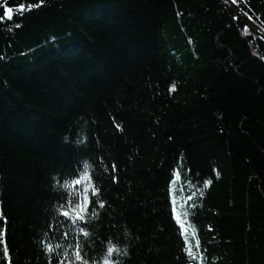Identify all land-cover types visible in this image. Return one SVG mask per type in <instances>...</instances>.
I'll use <instances>...</instances> for the list:
<instances>
[{
    "label": "trees",
    "instance_id": "trees-1",
    "mask_svg": "<svg viewBox=\"0 0 264 264\" xmlns=\"http://www.w3.org/2000/svg\"><path fill=\"white\" fill-rule=\"evenodd\" d=\"M235 5L264 33V0ZM89 175L105 207L73 225L58 210ZM172 176L204 264H264V41L225 1L44 0L0 23V264H190Z\"/></svg>",
    "mask_w": 264,
    "mask_h": 264
},
{
    "label": "snow or ice",
    "instance_id": "snow-or-ice-1",
    "mask_svg": "<svg viewBox=\"0 0 264 264\" xmlns=\"http://www.w3.org/2000/svg\"><path fill=\"white\" fill-rule=\"evenodd\" d=\"M233 3H236L237 0H232ZM44 4V0H39V3H20L15 8L9 7L7 0H3L2 3H0V8L3 9V15L0 16V23H3L4 21H11L13 20V16L16 13H25V12H31L33 9H38L42 7ZM20 24H15L14 27L19 28ZM12 28L9 27L8 31H11ZM174 90V86H173ZM88 165H85V168H87ZM106 170L109 171V173H115L116 172V165L112 164L110 166H107ZM176 172L179 171V165L177 166V169L174 170ZM175 177H170L169 180V199L171 206V215L173 220L176 222V225L178 229L180 230L181 236L184 238V248L186 249L185 254L189 257L190 264L192 261H195L196 264H204L203 260V254L201 252V245L199 242V237L193 232L190 236L188 232V228L190 227L189 223L184 220L183 214L177 215V210L174 205V202L172 201V193H171V181ZM112 179L115 180V177L112 176ZM87 180L92 183V187L90 189V194L85 197L84 199H80L77 201L73 200H67L66 204H61L60 209L58 210L59 216L63 217L65 220L70 221L73 225H75L77 222L81 223H87L88 221L85 219V217L89 214V212L93 209H95L97 206L100 209H103L105 207V203L102 199L97 200L96 198L101 196V189L98 186V181L93 178L92 175H89L87 177ZM84 183L83 180L79 178L78 174H74L73 179L71 181V187L73 189H76L80 187ZM188 201H193V195H189L187 197ZM191 207H195L194 203H191ZM95 215L98 217L99 213H95ZM81 234L84 236H87L88 233L85 231H81ZM195 238V242H193V238ZM66 238V234H65ZM4 242V233L0 232V244ZM60 245H56L55 248L52 245H46V251L49 253H54L56 248H59ZM119 250L114 247H109L107 256L110 257L114 252H118ZM201 252L199 256H197L195 253ZM125 256L128 255L127 251L125 250L123 253ZM4 255L7 257L8 255V249L6 246H4ZM75 260L78 262V264H87V261L84 259V257L81 254V251L79 249V246H77V250L75 251ZM9 264H11V261L9 260ZM63 264V262H61ZM104 264H112V262L109 261V259H105Z\"/></svg>",
    "mask_w": 264,
    "mask_h": 264
},
{
    "label": "water",
    "instance_id": "water-1",
    "mask_svg": "<svg viewBox=\"0 0 264 264\" xmlns=\"http://www.w3.org/2000/svg\"><path fill=\"white\" fill-rule=\"evenodd\" d=\"M225 1L229 7L233 10V12L236 14L242 25L251 31L253 34L258 36L261 40L264 41V33L258 28V26L253 23L251 20H249L246 16H244L239 8L235 5V3L232 2V0H222ZM3 0H0V3H2Z\"/></svg>",
    "mask_w": 264,
    "mask_h": 264
}]
</instances>
